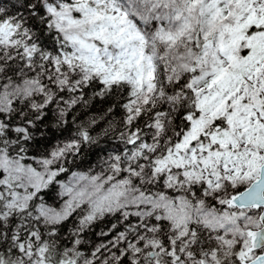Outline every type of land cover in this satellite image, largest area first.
<instances>
[{
  "label": "snow or ice",
  "instance_id": "obj_1",
  "mask_svg": "<svg viewBox=\"0 0 264 264\" xmlns=\"http://www.w3.org/2000/svg\"><path fill=\"white\" fill-rule=\"evenodd\" d=\"M0 264H264V0H0Z\"/></svg>",
  "mask_w": 264,
  "mask_h": 264
}]
</instances>
